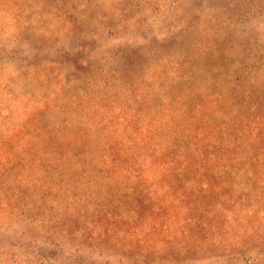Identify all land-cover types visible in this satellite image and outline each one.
I'll return each instance as SVG.
<instances>
[{
  "label": "trees",
  "instance_id": "trees-1",
  "mask_svg": "<svg viewBox=\"0 0 264 264\" xmlns=\"http://www.w3.org/2000/svg\"><path fill=\"white\" fill-rule=\"evenodd\" d=\"M56 18L71 27L64 38L80 23L61 11ZM70 51L48 67L35 46L33 63L7 77L27 84L20 101L33 109L17 115L0 102V205L33 218V233L49 239L128 246L131 256L175 264L225 221L264 222L261 51L258 60V51L243 55L233 74L224 54L201 64L196 48L116 52L99 68L87 50ZM156 85L166 90L162 103Z\"/></svg>",
  "mask_w": 264,
  "mask_h": 264
},
{
  "label": "rangeland",
  "instance_id": "rangeland-1",
  "mask_svg": "<svg viewBox=\"0 0 264 264\" xmlns=\"http://www.w3.org/2000/svg\"><path fill=\"white\" fill-rule=\"evenodd\" d=\"M58 11L63 18L71 15L80 21L68 38L63 35L71 27L59 24ZM83 16L88 23L84 24ZM35 46L39 48L36 60L47 62L48 67L66 63L73 57L71 48L80 47L90 53L85 60L90 58L98 68L114 62L111 57L116 52L140 55L151 46L196 48L201 64L224 54L227 74H233L242 67L243 55L247 61L257 51L256 60L262 59L260 51L264 56V0H5L0 6V102H5L4 110L10 108L17 115L27 107L31 111L33 104L20 101L27 84L15 85L7 77L26 61L33 63ZM178 56L179 52L170 53L160 65L168 70ZM130 62H135L134 57ZM145 63L150 62L145 58ZM165 75L174 78L170 71ZM153 77L147 75L145 82L152 83ZM155 90L162 103L166 90L157 85ZM204 239L188 244L191 260L177 264H264L262 221L234 223L231 219ZM117 250L110 243L104 249L101 243L81 247L38 235L33 233V218L21 220L15 207L0 205V264H175L171 259L161 263L159 257H141L144 253L136 257Z\"/></svg>",
  "mask_w": 264,
  "mask_h": 264
}]
</instances>
